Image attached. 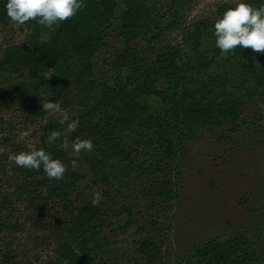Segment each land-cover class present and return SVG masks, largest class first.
<instances>
[{
	"label": "trees",
	"instance_id": "16d2710c",
	"mask_svg": "<svg viewBox=\"0 0 264 264\" xmlns=\"http://www.w3.org/2000/svg\"><path fill=\"white\" fill-rule=\"evenodd\" d=\"M248 2L258 7L262 0ZM123 8L117 30L124 47L110 63L115 79L112 85L95 75L91 61L104 46L106 31L116 19L114 0H85L75 16L50 28L29 21L20 25L27 31L25 43L0 47V76L6 73L23 78L24 73H31L29 79L0 93L1 111L16 108L25 115L27 123L33 124L51 113L42 108L48 100L58 102L61 108L76 104L81 109L78 115L69 116L79 121L71 135L64 132L65 126L55 116L49 117L40 129L38 148L65 164L63 177L50 180L42 169L23 168L14 185V200L23 206L22 221L15 219L17 209L10 197L4 195L0 199V253L5 251L7 261L12 260V252L6 237L23 233L28 225L36 233L55 238L51 264H96L103 247L101 234L109 227V220L114 218L117 229L125 233L139 226L137 214L134 204L128 202L114 208L104 201L76 207L70 195L78 190L83 176L73 164L86 165L97 182L106 186L103 197L107 200L111 197L110 188L121 182H130L125 185L129 191L125 201L130 199L134 193L131 183L136 182L148 209L166 208L174 199L180 171L177 146L190 132L207 124L219 125L221 120L242 130L247 123L241 108L248 94L242 95L241 90L249 86L252 95L264 93V53L237 46L231 53L221 55L213 42L206 69L211 63H240L238 73L210 75L205 82L197 76L187 78L177 65L176 50L170 44L156 49L152 45L148 51L132 46L140 37H148V43L158 42L160 29L153 19V0H123ZM9 22L0 0V25ZM204 25L201 21L195 25L196 43ZM148 56L152 58L150 63H146ZM160 78L167 79L170 86L156 89L154 83ZM152 96L168 100L161 113H151L145 103ZM137 118L140 137L137 148L131 149L120 128ZM53 130L60 131L61 137L49 141ZM75 137L90 138L93 150L70 157L67 147L61 144L65 138L71 141ZM120 166L124 177L116 182L115 171ZM131 173H135L134 178ZM257 189L260 222L264 225V179ZM58 211L65 213L68 220H45L47 213ZM249 240L242 235L225 240L208 238L180 264H264V250H257L254 241ZM136 248L145 264H160L164 258L160 246L152 240H141Z\"/></svg>",
	"mask_w": 264,
	"mask_h": 264
},
{
	"label": "rangeland",
	"instance_id": "374dc122",
	"mask_svg": "<svg viewBox=\"0 0 264 264\" xmlns=\"http://www.w3.org/2000/svg\"><path fill=\"white\" fill-rule=\"evenodd\" d=\"M114 1L116 19L106 31L104 46L91 61L95 75L110 85L115 81L110 63L115 53L124 47L117 30L118 18L124 10L123 0ZM153 2V19L160 29L158 42L148 43V37H140L132 46L148 51L152 45L156 49L170 44L176 50V63L186 72V77L197 76L200 82L207 81V77L214 74L223 76L225 73H238L240 63L225 66L211 63L206 69L207 62L212 58L210 51L215 40L214 21L226 8L233 6L235 0H184L176 4L174 0ZM200 21L204 22L205 28L196 43L193 31ZM26 38L27 31L22 26L12 22L0 25V47L23 44ZM151 59L148 56L146 63H150ZM30 75L26 72L23 78H19L2 74L0 93L7 91L12 84L29 79ZM167 86L170 84L164 78L154 83L156 89ZM241 94H248L241 108L247 126L237 130L225 120L216 126L203 125L190 132L183 144L177 146L180 171L176 177L174 199L166 208L148 209L147 200L141 197L140 186L136 182L131 183L134 193L130 199L125 201L129 194L125 185L130 182H121L110 188L111 197L107 200L103 197L106 186L97 182L86 165L73 164L74 170L83 176L78 190L70 195L76 207L92 202L93 193L99 192L100 201L108 202L109 208L133 203L134 213L137 214L139 226L125 233L117 229L114 218L109 220V227L101 234L103 247L98 253L96 264H145L136 248V243L145 239L160 246L164 255L160 264H180L208 238L225 240L242 235L254 241L257 250H264V225L260 222L261 204L257 194V185L264 179V93L258 91L252 95L248 86L241 90ZM167 101L158 96L145 99L151 113H161L168 106ZM62 109L68 116H76L81 111L76 104ZM60 115L51 112L47 117L29 124L25 115L16 108L0 110V199L4 195L10 197L13 208L17 209L15 219L19 221L23 220V206L14 200V185L23 167L10 162L8 154L38 148L40 129L49 117ZM120 131L128 147L136 149L140 137L139 119H130L121 126ZM66 150L70 157L75 156L71 147ZM123 170L122 166L116 168V182L118 178L124 177ZM131 174L134 178L135 173ZM45 220L61 223L67 221L68 216L61 211L51 212L47 213ZM6 239L9 241L12 260L7 261L2 250L0 264H51L54 261L56 243L50 234L36 233L25 225L23 233Z\"/></svg>",
	"mask_w": 264,
	"mask_h": 264
},
{
	"label": "clouds",
	"instance_id": "9594fccd",
	"mask_svg": "<svg viewBox=\"0 0 264 264\" xmlns=\"http://www.w3.org/2000/svg\"><path fill=\"white\" fill-rule=\"evenodd\" d=\"M84 5L85 0H3L4 14L10 22L23 25L35 21L49 28L75 16ZM213 35L215 47L221 55L231 53L237 46L264 53V2L255 7L248 0H235L233 6L226 8L214 21ZM42 108L52 113H61L59 123L65 126L66 134L71 135L77 129L78 119H70L64 114L58 102L48 100L42 104ZM60 137L61 132L53 130L48 140L55 141ZM69 144L72 152L77 155L90 152L94 147L90 138L75 137L71 141L65 138L61 146L68 147ZM8 160L17 167L42 169L50 180L61 179L66 171L65 164L43 148L10 152ZM100 199V193L94 192L92 203L95 205Z\"/></svg>",
	"mask_w": 264,
	"mask_h": 264
}]
</instances>
